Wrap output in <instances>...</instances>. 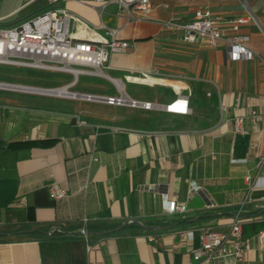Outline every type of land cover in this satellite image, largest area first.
Returning <instances> with one entry per match:
<instances>
[{
	"label": "crops",
	"instance_id": "1",
	"mask_svg": "<svg viewBox=\"0 0 264 264\" xmlns=\"http://www.w3.org/2000/svg\"><path fill=\"white\" fill-rule=\"evenodd\" d=\"M246 2L152 0L143 20L106 7L104 22L130 45L104 72L132 98L166 104L185 95L188 114L0 86V264H264L256 239L240 257L192 253L202 229L226 231L238 213L244 237L264 222V0ZM88 3L68 1L92 18L80 15L90 25L79 20L72 34L109 36ZM49 7L0 0V27ZM204 7L226 35L249 36L240 43L252 58L231 59L224 39L209 45L163 25L190 22ZM30 68L0 81L120 93L105 76ZM54 184L65 196H50ZM172 199L187 209L168 211ZM186 230L191 239L180 236Z\"/></svg>",
	"mask_w": 264,
	"mask_h": 264
},
{
	"label": "built area",
	"instance_id": "2",
	"mask_svg": "<svg viewBox=\"0 0 264 264\" xmlns=\"http://www.w3.org/2000/svg\"><path fill=\"white\" fill-rule=\"evenodd\" d=\"M50 7L14 26L0 27V63L44 68L49 70H62L75 74L93 73L108 77L115 81L119 88L118 95H104L93 92H80L70 90L68 86L52 88H37L24 84H14L0 81V86L19 89L23 91H35L71 98H81L88 101L105 102L115 105H130L143 108H161L167 112L188 114L191 111L189 98L185 95L177 96L166 104H158L153 101L132 98L121 88L117 80L104 72L103 67L109 61L113 53L126 50L130 42L117 35V29L107 26L103 20V13L108 4H114L118 13L124 15L127 20L149 19L153 9L152 0H93L97 4H91L96 8L99 16V27L106 28L109 36L81 38L74 36L70 29L71 19L75 17L90 25L89 20L72 12L66 7L57 6L61 1L71 0H47ZM89 4V0H74ZM247 7L246 0H239ZM252 16H242L237 19L234 26ZM166 29L182 30L193 35L197 39L204 40L209 45H216L224 39L229 44V56L231 59L252 58L253 53L240 42L248 40L249 36L226 35L224 30L212 16L209 8H199L195 18L190 22L166 20L163 22ZM83 66H92L93 70ZM39 89V90H37ZM237 123L242 118H237ZM50 196L59 199L65 196V190L54 184L50 189ZM168 211H184L185 203H179L172 199L167 204ZM86 221V218H84ZM87 235L86 229H83ZM192 230L181 231L180 236L191 239ZM200 245L192 249L194 258L205 261H213L223 256H242L250 247L253 239H256L264 254V228L259 229L253 236H243L242 220L239 213L236 214L228 230L216 231L204 228L200 232ZM91 245H88L90 248ZM189 264V263H187Z\"/></svg>",
	"mask_w": 264,
	"mask_h": 264
},
{
	"label": "rangeland",
	"instance_id": "3",
	"mask_svg": "<svg viewBox=\"0 0 264 264\" xmlns=\"http://www.w3.org/2000/svg\"><path fill=\"white\" fill-rule=\"evenodd\" d=\"M57 6H64V7H67L69 8L72 12L74 11V13L78 14V15H82V16H85V17H88V19H90L91 17L88 16L86 13L82 12L81 14V11L80 10H77L75 9V7L72 8V6L68 5V1H61L59 2L58 4H56ZM92 19V18H91ZM94 22V20H91V22ZM76 22H80L79 19L77 20L75 17H72L71 19V24H70V29H71V32L74 31L75 29V23ZM32 70H35V69H31L30 67H27V66H22V65H15V64H6V63H0V74L2 73H7V74H10V75H19L21 73H30V71ZM36 70H42V69H36ZM47 72V73H46ZM41 73V72H40ZM45 74H51V75H54V72L53 71H45L44 72ZM18 79V78H17ZM8 80V79H7ZM19 81V80H17ZM13 82V81H12ZM20 83V82H18Z\"/></svg>",
	"mask_w": 264,
	"mask_h": 264
},
{
	"label": "trees",
	"instance_id": "4",
	"mask_svg": "<svg viewBox=\"0 0 264 264\" xmlns=\"http://www.w3.org/2000/svg\"><path fill=\"white\" fill-rule=\"evenodd\" d=\"M186 209H187V205H186ZM254 225H255V227H254V230H255L254 234H255L259 229L264 228V222H262V223H258V224H254ZM85 236L87 237V235H85Z\"/></svg>",
	"mask_w": 264,
	"mask_h": 264
},
{
	"label": "water",
	"instance_id": "5",
	"mask_svg": "<svg viewBox=\"0 0 264 264\" xmlns=\"http://www.w3.org/2000/svg\"><path fill=\"white\" fill-rule=\"evenodd\" d=\"M86 232L88 233V231L86 230Z\"/></svg>",
	"mask_w": 264,
	"mask_h": 264
},
{
	"label": "bare ground",
	"instance_id": "6",
	"mask_svg": "<svg viewBox=\"0 0 264 264\" xmlns=\"http://www.w3.org/2000/svg\"><path fill=\"white\" fill-rule=\"evenodd\" d=\"M37 90H39V89H37ZM40 91V90H39Z\"/></svg>",
	"mask_w": 264,
	"mask_h": 264
}]
</instances>
